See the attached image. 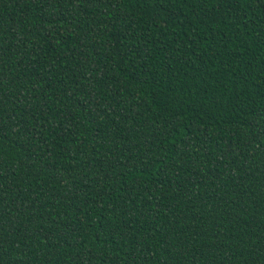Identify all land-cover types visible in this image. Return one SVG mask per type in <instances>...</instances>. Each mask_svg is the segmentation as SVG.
<instances>
[{
	"label": "trees",
	"instance_id": "1",
	"mask_svg": "<svg viewBox=\"0 0 264 264\" xmlns=\"http://www.w3.org/2000/svg\"><path fill=\"white\" fill-rule=\"evenodd\" d=\"M0 264H264V0H0Z\"/></svg>",
	"mask_w": 264,
	"mask_h": 264
}]
</instances>
